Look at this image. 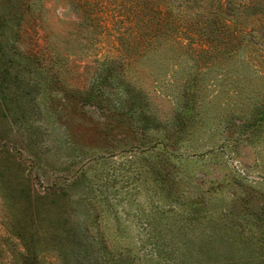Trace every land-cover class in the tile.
<instances>
[{
    "label": "rangeland",
    "instance_id": "obj_1",
    "mask_svg": "<svg viewBox=\"0 0 264 264\" xmlns=\"http://www.w3.org/2000/svg\"><path fill=\"white\" fill-rule=\"evenodd\" d=\"M252 1L253 6L241 17L256 37L250 38L247 49L238 48L237 56L247 66L240 83L245 88L238 99H228L230 108H236L231 110L236 123L247 121L255 102L246 89H254L259 93L257 100H264V0ZM177 2L161 0L155 7L149 0H0V264H76L81 252L76 242L68 240L71 233H88L94 238L102 230L112 251L117 224L113 216L88 217L78 203L80 193L67 191L70 174L82 163L74 158L71 146L93 151L114 141L134 143V133L139 137L136 131L140 130L133 133L121 123L127 122L124 114L130 99L137 101L135 118L147 105L155 118L171 123L179 111L176 100L187 75L208 74L207 83L223 75L228 64L218 60L221 55L203 60L186 48L188 40L178 34L172 17L179 13L173 7ZM134 3L137 9L131 6ZM161 7L171 8L166 12L169 18L163 20L159 37L149 39L147 34L155 31L156 21L165 16V12L157 13ZM136 10L141 12L137 18ZM193 11L183 10L181 16L194 19ZM239 69L236 65L232 74ZM89 93L102 99V113L99 106L85 104L83 94ZM215 100L227 106L226 95ZM225 112L219 113L218 122L211 119L212 123L196 127L183 141L180 151L190 154L192 161L182 159L180 168L189 177L195 174L207 181L204 189L222 186L218 195L228 201L234 186L231 190L226 184L234 175L244 185L264 191V126L254 139L242 135L238 144H228L223 140L227 133L221 132ZM120 115L122 120H118ZM210 146L215 148L212 153L200 158L193 155ZM157 152H144V161L130 155L132 162L125 171L120 168L128 154L109 157L103 149L97 150L95 154L107 158L106 165L97 169L114 174L111 189L120 193L128 179L131 185L148 183L144 181L147 165ZM131 194L132 203L125 208L128 216L120 222L136 239V223L149 220L153 204L135 190ZM116 197L122 198L123 193ZM252 201L259 216L261 201ZM140 202L144 213L137 218L134 213ZM117 207L121 213L120 204ZM167 220L173 228L171 217ZM155 222L168 226L165 219ZM176 228L171 234L174 239L180 237Z\"/></svg>",
    "mask_w": 264,
    "mask_h": 264
},
{
    "label": "trees",
    "instance_id": "obj_2",
    "mask_svg": "<svg viewBox=\"0 0 264 264\" xmlns=\"http://www.w3.org/2000/svg\"><path fill=\"white\" fill-rule=\"evenodd\" d=\"M149 1L157 7L161 0ZM177 1L176 7H173L179 13L172 17L177 23L175 27L179 26V32L176 30V33L183 35V40H188L186 48H191L196 56H200L203 60L214 56L215 59L221 55L218 60L226 61L228 65L223 75H219L220 78L210 79L208 83L206 82L208 74L200 75L198 72H193L187 75L189 78L182 87L180 85L181 93L176 100L180 105L179 111L171 123L155 118L147 105L144 113L135 118L137 101L130 99L127 105L128 111L124 114L127 115V122L121 123H126L133 133L135 129L140 130L136 131L139 137L134 133L136 138L134 143L114 141L97 146L96 149H92L93 151L71 143V147L76 152L74 158H78L82 163L70 174L71 178L66 184L67 191L80 193L78 203L85 207L88 217L99 220L112 215L117 223L114 224L116 232L114 230L112 251L106 239L101 236L102 230L94 238L83 232L79 235L77 233L67 235L68 240L79 245L81 255H77L76 264H264V191L244 185L240 182L241 178L232 175V181L229 180L226 186L231 190L234 186V191L233 193L231 191V199L225 201L224 197L218 195L222 191V186L218 188L210 186L204 189L203 183L206 184L207 181L204 182L195 174L189 177L187 170L180 168L182 159L187 162L192 161L189 160L192 159L190 154L183 155L180 151L184 145L183 141L193 135L196 127H204L211 119L218 122L219 113L226 111L225 126L221 132L227 133L223 140L228 144L236 145L243 137L248 136L249 139H254L260 128L264 126V100H257L259 95L257 91L246 89L254 96L255 102L250 106V115L244 123L235 122L234 111L231 110L236 108L232 106L231 109V102H228V99H238L241 95L240 91L245 88L240 83L245 78L247 66L237 56L238 48L247 49L252 43L250 38L256 37L254 31L246 29L241 17L246 9L253 6V1ZM131 6L134 9L138 8L135 3ZM193 8L194 19L184 20L181 16L183 10H193ZM166 9L167 11L162 7L157 9L158 15H163L162 13L165 12V16H161V19L156 21L158 25H155V31L147 34L149 39H156L161 34L162 22L169 18L166 12L171 10L168 7ZM139 13L141 12L136 10L134 17L137 18ZM193 33L195 35H192ZM192 43H195V47L191 45ZM180 46L182 47V44ZM236 65L241 71L234 75L232 69L236 68ZM177 92H180L179 89ZM220 94L226 95L225 107L223 103L216 104L215 99ZM83 95H85V104L97 105L100 107V113L103 112L102 99L90 93ZM214 108L216 110L211 112ZM113 111L117 115L120 113L116 109ZM122 119L120 115L118 120ZM242 135L243 137L240 138ZM70 137L74 138L76 135ZM101 149L109 157L128 154L135 159L141 156L143 161L146 159L144 152L151 149L158 150L147 165L144 181L148 180V183L144 182L137 186L131 185L129 179L124 181L125 190L121 188L120 191L123 197L118 199L116 196L120 193L111 189L114 174L97 169L106 165L104 161H107L106 157L95 154ZM214 149L210 146L193 155L200 158V155L212 153ZM138 151L140 153L135 155L134 152ZM132 156L123 161V168L120 169L125 171L129 169ZM139 175L142 176L140 172L137 173L138 179ZM132 189L136 194L141 193L143 197L150 198L153 204L149 209L148 216L151 215L149 220L139 225L140 221L137 219L136 239L129 234V228L121 224L129 213L125 208L132 203L130 201ZM255 198L261 201L259 216L252 203ZM113 199L118 200L115 202ZM66 200L67 203L71 201L70 195ZM118 204L121 206V213L117 209ZM238 204L242 205L241 208L237 207ZM142 205V202L137 205L138 209L134 213L136 217L137 214L144 213ZM168 216L174 222L173 228L177 227L174 232L180 234L177 239L171 236L173 228L169 226ZM163 219L168 226H157L155 221ZM193 232L195 236H192ZM141 234L145 236L140 238ZM168 235L169 238L166 239Z\"/></svg>",
    "mask_w": 264,
    "mask_h": 264
}]
</instances>
